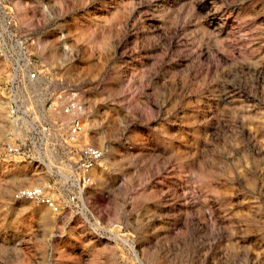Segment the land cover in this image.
<instances>
[{
  "label": "rangeland",
  "instance_id": "obj_1",
  "mask_svg": "<svg viewBox=\"0 0 264 264\" xmlns=\"http://www.w3.org/2000/svg\"><path fill=\"white\" fill-rule=\"evenodd\" d=\"M10 2L40 77L0 57V264H264V0ZM66 89L105 156L57 214L15 192L74 189Z\"/></svg>",
  "mask_w": 264,
  "mask_h": 264
},
{
  "label": "built area",
  "instance_id": "obj_2",
  "mask_svg": "<svg viewBox=\"0 0 264 264\" xmlns=\"http://www.w3.org/2000/svg\"><path fill=\"white\" fill-rule=\"evenodd\" d=\"M35 40L24 38L16 30L13 6L10 0H0V57L9 63L12 84L20 86L25 82L36 81L39 77V71L35 67L32 56V45ZM60 106L65 114L71 115L72 119L68 124L67 148L69 153L78 156L74 162V168L70 174H65L68 179V185L73 187V191L63 195H56L53 191V185H37L32 187H22L15 192L17 200H30L39 205L49 207L52 212L62 214L64 211H78L84 209V192L92 179L90 172L93 167L105 156V150L91 143H80L81 134L85 126L79 114L84 110V104L79 98L77 90L66 89L50 96L48 100L49 108ZM10 113L13 118L18 120L24 115L19 101L12 100ZM45 132H51V125L44 127ZM8 155L30 157L31 151L21 144L8 142L6 144ZM70 181V182H69Z\"/></svg>",
  "mask_w": 264,
  "mask_h": 264
},
{
  "label": "bare ground",
  "instance_id": "obj_3",
  "mask_svg": "<svg viewBox=\"0 0 264 264\" xmlns=\"http://www.w3.org/2000/svg\"><path fill=\"white\" fill-rule=\"evenodd\" d=\"M98 163H99V162H98ZM98 163H97V164H98ZM97 164H96V165H97Z\"/></svg>",
  "mask_w": 264,
  "mask_h": 264
}]
</instances>
